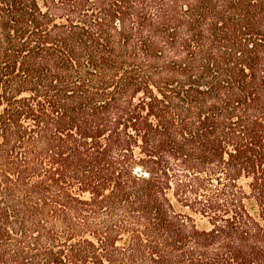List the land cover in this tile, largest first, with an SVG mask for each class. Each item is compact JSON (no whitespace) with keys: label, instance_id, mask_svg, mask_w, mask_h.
I'll return each instance as SVG.
<instances>
[{"label":"trees","instance_id":"trees-1","mask_svg":"<svg viewBox=\"0 0 264 264\" xmlns=\"http://www.w3.org/2000/svg\"><path fill=\"white\" fill-rule=\"evenodd\" d=\"M0 264H264V0H0Z\"/></svg>","mask_w":264,"mask_h":264}]
</instances>
